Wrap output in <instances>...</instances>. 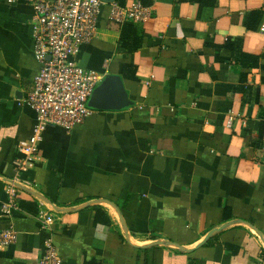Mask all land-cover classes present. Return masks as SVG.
I'll return each mask as SVG.
<instances>
[{
    "label": "crops",
    "instance_id": "1",
    "mask_svg": "<svg viewBox=\"0 0 264 264\" xmlns=\"http://www.w3.org/2000/svg\"><path fill=\"white\" fill-rule=\"evenodd\" d=\"M110 2L76 60L120 75L133 105L93 109L69 132L48 126L15 182L38 63L29 2L0 0V230L17 232L0 264H36L41 210L56 216L62 264H264V0H146L131 53L118 49ZM9 183L15 206L4 214Z\"/></svg>",
    "mask_w": 264,
    "mask_h": 264
},
{
    "label": "built area",
    "instance_id": "2",
    "mask_svg": "<svg viewBox=\"0 0 264 264\" xmlns=\"http://www.w3.org/2000/svg\"><path fill=\"white\" fill-rule=\"evenodd\" d=\"M32 8L31 27L33 55L38 70L25 102L35 113L31 135L17 142L15 166L20 179L34 166L38 145L48 126L60 127L69 132L83 123L93 112L87 105L89 96L102 79V75L80 66L76 57L81 47L96 34L97 21L101 16L102 0H27ZM110 19L118 24L125 21L140 22L149 16L147 6L139 1L123 6L110 2ZM10 199L2 205L8 214L15 206V186L9 183ZM37 220L40 229L47 233L43 240L42 254L36 264H62L53 238L55 214L41 210ZM17 232L8 225L0 230V249L7 248L16 240Z\"/></svg>",
    "mask_w": 264,
    "mask_h": 264
},
{
    "label": "water",
    "instance_id": "3",
    "mask_svg": "<svg viewBox=\"0 0 264 264\" xmlns=\"http://www.w3.org/2000/svg\"><path fill=\"white\" fill-rule=\"evenodd\" d=\"M103 2L112 0H102ZM87 105L95 110H123L130 108L133 103L128 98L127 90L124 87L123 78L117 74L106 75L101 79L89 96ZM102 203L106 201H93L87 203ZM107 203V202H106ZM207 235L206 238L209 237Z\"/></svg>",
    "mask_w": 264,
    "mask_h": 264
},
{
    "label": "trees",
    "instance_id": "4",
    "mask_svg": "<svg viewBox=\"0 0 264 264\" xmlns=\"http://www.w3.org/2000/svg\"><path fill=\"white\" fill-rule=\"evenodd\" d=\"M137 1H139L144 6H147L146 0H137ZM178 1H181V0H178ZM188 1L203 2L208 5H211L215 2V0H188ZM116 2H118L120 5H123L119 1H116ZM253 14H256V13H253ZM247 27L249 28L253 27L249 21L247 22ZM142 38H143V33L138 28L136 22L125 21L121 25V31H120V36L118 40V49L125 53H131L137 50L141 46ZM238 61L244 67H255L258 64V56L239 52ZM261 68L264 69V66H262ZM122 75L125 79L136 80L135 66L131 64H125L123 66ZM97 213H100V211L97 210Z\"/></svg>",
    "mask_w": 264,
    "mask_h": 264
}]
</instances>
